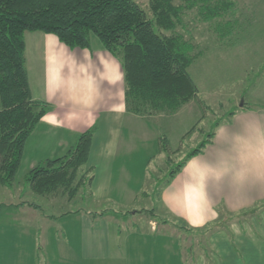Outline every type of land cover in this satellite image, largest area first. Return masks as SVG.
Listing matches in <instances>:
<instances>
[{"label": "crops", "instance_id": "0c3cea01", "mask_svg": "<svg viewBox=\"0 0 264 264\" xmlns=\"http://www.w3.org/2000/svg\"><path fill=\"white\" fill-rule=\"evenodd\" d=\"M24 41L31 95L50 109L26 142L19 168L22 177L42 161L64 157L81 133L94 128L87 164L94 169V178L88 200L98 212L107 205L120 214L110 212L95 221L83 212L59 218L56 224L71 226L67 230L71 237L62 241L48 237L54 221L28 206L1 208L15 204L0 203L5 219L15 214L23 219L26 214L30 220L38 216L45 221L31 234L33 257L50 244L59 246L61 261L69 264H172L165 247L176 237L179 240L178 229L142 214L123 216L145 192L158 133L149 121L125 111L120 64L95 37L88 49H68L42 32H25ZM253 96L254 105L221 124L211 143L158 195V217L181 223L190 233L213 228L207 237L213 259L204 252L191 258L193 264H208L209 259L214 264H264V209L248 223L216 227L221 214L238 216L264 205V178H257L264 174V73ZM16 180L13 187L22 178ZM9 190L0 187V195L8 198ZM23 193L24 186L17 204ZM25 194L34 196L30 189ZM0 225L12 228L9 223ZM182 257L177 264L186 263V255Z\"/></svg>", "mask_w": 264, "mask_h": 264}, {"label": "trees", "instance_id": "16d2710c", "mask_svg": "<svg viewBox=\"0 0 264 264\" xmlns=\"http://www.w3.org/2000/svg\"><path fill=\"white\" fill-rule=\"evenodd\" d=\"M232 8L229 0H184L181 4L173 0H149V18L135 0H0V186L10 189L16 183L26 142L50 109L31 95L25 32L53 35L68 49H88L91 37L97 38L122 69L125 111L146 120L162 113L174 115L194 101L201 117L188 135L208 108L199 98V89L189 73L202 52L193 53L194 45L177 33V27L184 25L186 12L193 9H197L202 22L209 23L224 19ZM232 25V21H224L216 30L223 37L229 35ZM248 108L241 106L237 110ZM235 111L229 112L227 121ZM219 126L218 121L212 132L205 134L206 138L169 171L164 186L189 159L203 152ZM94 133V128L81 133L64 157L38 163L22 177L23 184L36 196L61 195L69 202L80 193H88L94 178V169L87 167ZM157 144L158 153L170 158L168 137L160 134ZM13 206H28L51 221L82 212L95 221L110 212H120L114 208L98 213L79 208L55 216L45 215L41 206L34 203L20 202ZM155 209L126 211L123 216L145 214L158 224L188 231L182 224L158 217Z\"/></svg>", "mask_w": 264, "mask_h": 264}, {"label": "rangeland", "instance_id": "374dc122", "mask_svg": "<svg viewBox=\"0 0 264 264\" xmlns=\"http://www.w3.org/2000/svg\"><path fill=\"white\" fill-rule=\"evenodd\" d=\"M135 1L139 3L150 18L149 0ZM173 1L175 4H181L184 0ZM229 1L233 4L232 12L224 19L209 23L202 22L199 19L197 9H193L186 12L184 25L177 27V33L194 45L193 53L202 52V56L189 68V73L199 89V98L206 104L208 110H206L207 112L198 126H195V130L188 135L186 134L201 117L200 109L194 101L182 107L174 115L162 113L146 119L155 126L158 137L160 134H165L168 137L170 158L165 154L158 153V144L156 143V155L152 158L149 167L150 175L144 192L146 196L140 195L134 204V208L127 209L130 212L156 207L158 190H161L165 185L169 171L180 164L186 154L206 138L205 134L212 132L214 124L218 121L220 125L228 122L229 112L235 111L241 106L254 105L253 95L257 88L255 84L258 83L260 73L264 71V0ZM228 20L233 22L232 29L229 35L221 37L216 28L218 24ZM20 178H22V173L19 171L17 179ZM21 185L24 186L21 202H23L22 200H28L40 205L45 215L57 216L79 208L98 213V209L88 200L86 192L84 194L80 193L71 202L61 195L43 198L32 193L34 196H27L25 193L29 191V187L23 184L22 181L19 186L10 188L8 198L0 195V203L6 202L7 204L12 201L15 205H18L17 195L22 188ZM11 206L13 204L1 208H12ZM103 209L113 208L106 205L101 210L103 211ZM261 209H264V205L261 208L254 207L238 216L221 214L218 220L219 223L216 226L217 230L229 227L232 222L238 221V224L241 221V224L243 222L248 223L250 218H258ZM5 215V211L0 209V224L9 223L12 228L2 226V229H0V264H49V260L54 259L58 260L56 262L58 264H69L66 261H61L62 256L59 254L60 251L58 252L59 246L49 247L50 244L46 246V249L42 246L35 257L31 256L30 245H32L31 241L34 238L31 234L42 227L44 220L38 216L30 220V216L26 214H22L24 215L23 219L21 215L18 217L17 214L12 218L5 219ZM142 215L151 221L148 215ZM44 217L47 218V216ZM164 218L174 224L181 225V223L172 219ZM30 221L31 225H29ZM53 221L48 235L50 240L59 239L62 241L71 237V234L67 231L71 226L65 229V226L56 224L57 220ZM129 224L125 223L127 228H129ZM132 225L135 227L134 231L137 232L136 224L132 223ZM34 226L36 230L33 228ZM212 229L208 228L192 233L180 231L179 240L176 237L172 242L166 243V259L170 260L172 264H177L180 261H178V258H182L183 262L182 255H186V263L184 264H193L191 258H195L200 254L205 255L204 252L207 253L208 257H211L212 251L207 237ZM144 249L145 247H143ZM208 264L214 263L209 259Z\"/></svg>", "mask_w": 264, "mask_h": 264}, {"label": "clouds", "instance_id": "9594fccd", "mask_svg": "<svg viewBox=\"0 0 264 264\" xmlns=\"http://www.w3.org/2000/svg\"><path fill=\"white\" fill-rule=\"evenodd\" d=\"M241 176L243 175V173L240 174ZM257 178H264V174L258 175Z\"/></svg>", "mask_w": 264, "mask_h": 264}]
</instances>
